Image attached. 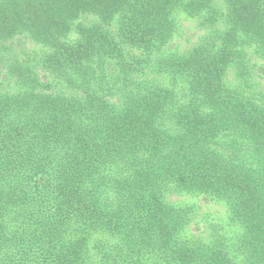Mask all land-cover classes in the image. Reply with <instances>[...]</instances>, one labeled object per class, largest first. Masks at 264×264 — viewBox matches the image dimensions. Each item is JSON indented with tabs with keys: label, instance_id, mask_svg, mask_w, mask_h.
Segmentation results:
<instances>
[{
	"label": "trees",
	"instance_id": "1",
	"mask_svg": "<svg viewBox=\"0 0 264 264\" xmlns=\"http://www.w3.org/2000/svg\"><path fill=\"white\" fill-rule=\"evenodd\" d=\"M0 264H264V0H0Z\"/></svg>",
	"mask_w": 264,
	"mask_h": 264
},
{
	"label": "rangeland",
	"instance_id": "2",
	"mask_svg": "<svg viewBox=\"0 0 264 264\" xmlns=\"http://www.w3.org/2000/svg\"><path fill=\"white\" fill-rule=\"evenodd\" d=\"M186 24L189 25V23H186ZM185 30H186L187 34H186V35H183L184 38H182V37L178 38L177 42H179V41H181V40H185V38L188 37V33H189L190 31H189L188 29H185Z\"/></svg>",
	"mask_w": 264,
	"mask_h": 264
}]
</instances>
